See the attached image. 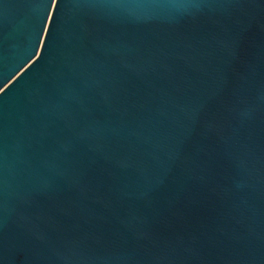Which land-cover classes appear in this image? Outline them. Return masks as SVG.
Wrapping results in <instances>:
<instances>
[{"label": "water", "instance_id": "water-1", "mask_svg": "<svg viewBox=\"0 0 264 264\" xmlns=\"http://www.w3.org/2000/svg\"><path fill=\"white\" fill-rule=\"evenodd\" d=\"M0 264H264V0H0Z\"/></svg>", "mask_w": 264, "mask_h": 264}]
</instances>
